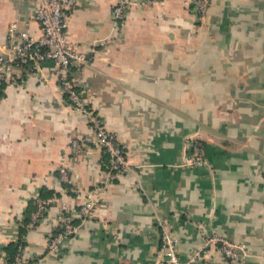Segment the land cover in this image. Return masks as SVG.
Wrapping results in <instances>:
<instances>
[{"label":"crops","instance_id":"crops-1","mask_svg":"<svg viewBox=\"0 0 264 264\" xmlns=\"http://www.w3.org/2000/svg\"><path fill=\"white\" fill-rule=\"evenodd\" d=\"M117 2L82 0L68 35L93 49L75 72L132 170H111L88 114L67 102L54 61L14 66L0 81V264H18L5 247L42 191L55 200L28 230L23 264H152L165 227L184 259L216 232L243 254L230 260L210 245L209 263L264 264V0H212L201 19L193 0H152L116 20ZM13 23L41 34L31 0H0L7 58ZM73 137L88 139L83 152L70 150ZM190 137L204 141L208 165L185 163ZM62 165L70 182L60 179ZM92 197L97 204L77 216L66 247L48 253L56 217Z\"/></svg>","mask_w":264,"mask_h":264},{"label":"built area","instance_id":"built-area-1","mask_svg":"<svg viewBox=\"0 0 264 264\" xmlns=\"http://www.w3.org/2000/svg\"><path fill=\"white\" fill-rule=\"evenodd\" d=\"M34 6V17L39 21L41 34L36 37L28 29L18 30L13 23L9 30V39L15 50L14 54L6 57L0 51V81L8 77V72L16 65L33 62L38 69L47 60L56 63L55 74L60 82L66 100L76 110L88 114L89 121L95 131V142L98 143L105 153L110 156V168L116 172H127L132 170L129 157L117 132L109 129L105 123L86 104L84 89L81 86L80 76L76 74L75 68L80 69L90 61L89 52L93 49H78L69 39L68 28L72 11L82 0H31ZM152 0H118L114 5L113 14L116 20L124 19L128 10L133 5ZM212 0H193L194 12L201 19L207 12ZM109 40V39H107ZM106 39L103 41L106 42ZM192 151L186 153L184 161L186 164L206 166L209 164L206 145L202 139L190 137L187 142ZM88 146L85 137H73L70 139L69 148L74 153L83 152ZM60 179L70 182L71 177L66 166L60 167ZM36 209L31 214V220L27 223L28 230L34 229L44 222L48 216V210L54 202L55 197L36 196ZM97 201L92 197L85 201L77 212H62L56 218L57 233L50 236L48 242V253L61 251L69 243L70 237L76 232L77 224L74 220L88 215L95 207ZM28 233L24 237L27 241ZM162 243L152 264H213L208 262L209 246L219 247V250L227 259L234 260L242 256L240 245L230 241L228 238L217 234L211 235L205 245L195 251L190 257L184 259L179 254V237L168 228H164ZM28 262L24 256V247L21 245L16 256V263Z\"/></svg>","mask_w":264,"mask_h":264},{"label":"trees","instance_id":"trees-1","mask_svg":"<svg viewBox=\"0 0 264 264\" xmlns=\"http://www.w3.org/2000/svg\"><path fill=\"white\" fill-rule=\"evenodd\" d=\"M47 194H45L43 191L40 193V196L42 197H51L56 195L55 192H46ZM55 193V194H54ZM37 204H36V199H31L30 202V208L28 207V211L25 214V217L22 219V224H21V229H20V237L17 239V241H12L10 242L6 247V252H7V256L9 258V262L10 263H15L16 262V256L17 253L20 250V246L22 245L23 247H25L26 245V240H24V237L26 236V234L28 233V228L26 227L27 223L31 220V214H32V210L36 209ZM74 222L77 224V218L74 220ZM59 230L58 227L55 228L53 233H57Z\"/></svg>","mask_w":264,"mask_h":264}]
</instances>
